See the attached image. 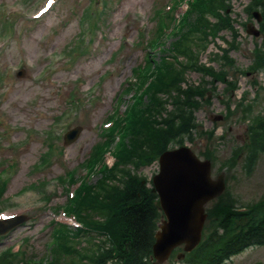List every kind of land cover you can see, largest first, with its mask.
<instances>
[{
	"label": "rangeland",
	"instance_id": "rangeland-1",
	"mask_svg": "<svg viewBox=\"0 0 264 264\" xmlns=\"http://www.w3.org/2000/svg\"><path fill=\"white\" fill-rule=\"evenodd\" d=\"M171 1L0 0V181L9 176L8 186L0 187V217L31 216L26 224L0 237V264H9L17 251L26 259L20 264H71L78 253L67 252L65 245H78L81 253L91 254L93 241L69 234L63 242L57 222L65 225L63 230L73 223L63 206L94 151L113 138L106 133L109 119L124 114L131 103L140 77L135 72L149 64L151 42L159 33L158 11L176 9L171 16L179 19L188 8L184 0L170 7ZM229 2L221 28L209 29L212 36L188 35L181 47L183 55L172 57L178 65L170 73L176 86L174 98L162 91L156 95L165 102L164 114L178 110L188 95L196 100L198 130L181 138L202 159L213 161V178L225 172L226 194L206 205L207 236L218 228L216 203L224 195L239 206L264 211V153L252 167L248 147L252 119L264 116V73L249 67L261 38L246 31L258 5L257 0L251 5V0ZM43 7L48 10L40 13ZM198 16L195 13L191 19ZM205 22L212 28L217 17L208 13ZM10 25L11 30L3 29ZM187 50L195 53L189 56ZM212 66L218 74L225 67L216 84L206 71ZM22 69L25 73L19 76ZM144 97L143 108L150 102L149 93ZM177 99H183L181 104H174ZM219 115L223 118L218 120ZM76 126L82 128L79 139L65 144V132ZM105 159L111 165L115 161L110 153ZM120 168L134 167L122 163ZM158 170L156 160L133 169L148 186ZM97 181L101 182L99 175L92 179ZM99 238L105 246L104 237ZM203 254L200 248L193 256ZM176 259L165 264H175ZM79 263L86 264L87 259ZM226 264H264V244L245 247Z\"/></svg>",
	"mask_w": 264,
	"mask_h": 264
},
{
	"label": "trees",
	"instance_id": "trees-1",
	"mask_svg": "<svg viewBox=\"0 0 264 264\" xmlns=\"http://www.w3.org/2000/svg\"><path fill=\"white\" fill-rule=\"evenodd\" d=\"M209 9L212 10V6ZM203 31L200 30L199 32ZM163 70H168V67L162 65V72ZM154 76L156 79L151 78V80L149 79L151 74L150 76H143L144 78L141 77V89L143 88L141 93L146 95L149 93L150 102L148 108L133 109L126 117L123 125L132 134L127 142L126 133H120L121 138L117 141L115 148V154L118 158L116 165L113 169H101L105 176L97 188L91 187L86 181L83 182L82 189L78 193L79 211L85 213L82 212V219L86 221L84 225L88 228L83 232L81 241L82 239L93 241L92 251L105 250V254L96 260L95 264L108 260L116 261L118 264H157L153 255V244L155 232L163 214L155 203L157 194L142 184L135 175H131L126 169L120 168V164L125 163L126 159L136 163H144L150 153L149 146L153 142H155L157 149H161L172 140L179 142L177 136L181 132L184 133L181 127H174L172 124L167 128H160L157 125V116L162 114L165 102L159 101L160 97L156 95L162 91L165 95L168 94L174 98L173 93L176 86L172 80L167 81L168 77L165 72L159 78L155 74ZM177 101H180L181 104L182 99H177ZM153 116H156L155 120L152 119ZM252 129V148L254 159H256L258 153L264 151V119L253 125ZM140 148L141 152L138 153ZM134 155L137 156V160L133 158ZM91 168L93 169L94 165ZM110 181L112 182L110 183ZM92 212H95L96 216L99 215L104 218L103 225L92 222L96 220L94 214H91ZM94 231L105 236L107 241L105 249H103V245H100V242L94 241ZM72 238L76 239V236H72ZM263 243L264 217L235 234L227 247L212 242L213 249L209 254V264H225L231 255L243 247ZM72 248L70 251L72 253L77 252L78 257L71 264H80L79 262L83 259L92 260L95 255L81 253L76 246Z\"/></svg>",
	"mask_w": 264,
	"mask_h": 264
},
{
	"label": "water",
	"instance_id": "water-1",
	"mask_svg": "<svg viewBox=\"0 0 264 264\" xmlns=\"http://www.w3.org/2000/svg\"><path fill=\"white\" fill-rule=\"evenodd\" d=\"M82 128L71 130L66 142L71 143ZM210 161H201L186 147L167 151L161 156V173L155 178L156 189L162 208L168 219L156 232L154 255L158 262L164 261L172 250L181 243L190 251L201 239L204 204L219 195L225 188L224 176L219 180L210 177ZM27 216L17 215L0 221V234L16 226Z\"/></svg>",
	"mask_w": 264,
	"mask_h": 264
}]
</instances>
